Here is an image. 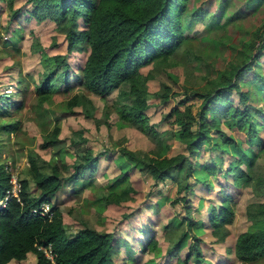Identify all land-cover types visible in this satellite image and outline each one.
<instances>
[{
    "label": "trees",
    "instance_id": "obj_1",
    "mask_svg": "<svg viewBox=\"0 0 264 264\" xmlns=\"http://www.w3.org/2000/svg\"><path fill=\"white\" fill-rule=\"evenodd\" d=\"M3 1L12 7L14 0ZM27 1L32 3L31 10L26 11L28 16L36 21L49 19L56 22L65 34L67 45V53H57L42 59L45 63L42 64L39 79L33 82L38 105L52 100L56 94L71 90L72 69L68 55L77 48L88 49L85 62L76 75L85 91L103 98L117 91V98L114 99L115 111L119 112L123 121L133 124L157 143L158 148L155 150H132L125 145L118 146L117 151L125 159L119 164L122 169L116 182L106 187L108 194L102 193L101 200L105 201H102L103 207L109 203L132 199V193L136 190L125 179L132 167L148 174L157 184L171 180L176 193L183 192L181 198L174 201H186L185 195L193 191L189 179L201 170L204 173L195 179L204 178L203 182L208 185L209 177L216 174L218 167L223 166L224 153H233L234 159L228 163L225 173L231 176L233 183L248 188L252 197L245 210L251 224L236 237L232 254L240 264H264V162L251 159L248 164L245 161L247 152L256 154L253 140L257 125L251 122V118L255 113L257 119H262L259 123H263V106L250 99V87L243 88L245 84L258 78L264 81L258 71L250 69L251 63L257 61L259 55L264 52V37L258 47L262 50L256 54H253V51L246 52L243 48L237 50L231 44L219 45L220 55L240 51L244 57L240 62L229 61L225 68L218 70L222 75L221 81L209 79L211 87L205 91L195 90L194 96L199 98L195 115L190 112L191 104H186V115L178 106L170 107L163 119L168 120L172 126L170 131L168 130L170 137L179 139L188 154L165 156L161 148L164 145L168 147L166 140L149 125L146 111L158 100L167 103L171 97L170 89L163 81L160 90L151 91L148 81L154 74L151 71L144 74L141 68L149 64L171 63L176 50L182 44L185 45L184 56L188 60L194 59L197 57L192 49L194 45L184 33V30L189 28V21L221 19L223 15H227L226 12L222 11L216 16L211 7L199 11L189 7L190 0ZM262 5L264 0H247L246 8L227 16L241 18L248 15L250 10L256 12ZM251 7H254V10ZM17 13L14 11L12 14ZM34 46H39L33 48L35 52L44 51L38 43L35 42ZM260 88L263 89L264 84ZM233 89L239 94L236 103L229 98ZM9 96L8 92L0 94V114L8 111L11 104ZM189 98L190 95L182 101ZM20 103L16 109L23 107V101ZM75 106H84L86 116L99 124L94 114L96 106L91 98L74 92L67 100L66 107L72 114H76L77 111L73 110ZM218 118L235 121L234 130L241 131L242 138L236 140L235 136L226 134L221 128L222 124L216 122ZM175 124L179 127L176 130L173 129ZM245 126H249V129L246 130ZM0 127L8 129L7 124H1ZM212 130H215V135ZM60 131L61 127L57 121L54 128L44 136L40 148H50L59 143ZM168 131L164 133L167 134ZM70 139L75 152L71 163L65 160L68 150L63 149L64 158L58 153V157L52 156L48 161L42 160L33 150L29 152L27 162L30 177L20 179L23 185V204L11 199L6 207L0 210V264L24 260L30 253L35 254L36 264H117L118 240L112 232L100 231L83 223V227L70 235L65 228L63 215L55 208V204H52V217L31 214L32 207L42 202L53 203V198L63 184L91 179L98 170L100 156H106L107 151H110L104 147L102 151L95 152L92 146L85 145L88 138L82 130L73 132ZM210 149H213L215 154L210 156L212 163L206 164L200 158L205 159L206 152ZM40 160L47 162L49 170L44 169ZM118 179H125L126 182L120 191L113 190L120 182ZM9 186V173L5 165H0V198L5 195ZM222 195L220 207L212 205V210L208 211L212 233L219 241H224L230 235L228 225L232 223L235 213L232 196ZM185 209L187 215L184 220L192 229L188 231L195 236L196 241L199 235L194 229L199 227V220L191 213V207L187 205ZM254 226L257 228L254 229ZM185 234L187 230H180L175 247L181 246V239ZM151 241L155 242L153 239ZM195 241L193 245L189 244L188 253L184 258H179L178 264H189L191 260L194 264L207 261L201 252V246ZM41 242L52 244L56 254L55 262L49 261L37 248V244ZM174 250L171 248L168 251L171 253Z\"/></svg>",
    "mask_w": 264,
    "mask_h": 264
},
{
    "label": "rangeland",
    "instance_id": "obj_2",
    "mask_svg": "<svg viewBox=\"0 0 264 264\" xmlns=\"http://www.w3.org/2000/svg\"><path fill=\"white\" fill-rule=\"evenodd\" d=\"M246 1L190 0L188 5L199 11L211 7L217 16L222 11L228 15L239 9L243 10L246 8ZM31 8L32 3L27 0H14L12 7L0 0V94L8 92L11 102L8 106V111L11 112L0 114V125H8V129L0 127V165L10 163L19 178H29L27 162L29 152L33 150L42 160L48 161L52 156L58 157V153L64 158L63 149L68 150L65 160L71 163L75 152L71 147L70 138L73 132L82 130L84 136L88 138L85 145L92 146L95 152L102 151L104 147L110 150L107 151L106 156H100L98 171L94 175L96 182L103 185L105 192L100 191L107 195L106 187L116 182L117 175L122 169L119 164L125 159L117 151L118 146L125 145L132 150H155L158 148L157 143L133 124L123 121L119 112L115 111L114 99L117 98V91L104 98L85 91L76 75L79 73L77 70L79 71L85 62L88 49L77 48L68 55L72 69L71 90L56 94L52 100L38 105L33 82L39 79L42 64L45 63L42 59L57 53H67V45L65 34L58 28L57 23L49 19L36 21L26 12ZM251 8L254 10V7ZM14 11L18 12L17 15L12 14ZM227 15H223L221 19L189 21V28H186L184 33L194 45L192 49L197 57H194L193 61L184 56L185 45L182 44L176 50L171 63L149 64L141 68L144 74L149 71L154 74L148 81L151 91L160 90L163 81L170 89L171 97L167 103L158 100L146 111L149 125H152L166 140L168 147L164 145L161 148L165 156L188 154L179 139L170 137L169 131L172 126L168 120L163 119L170 107L176 105L186 115V104H191L190 112L195 115L199 104V98L194 96L195 90L205 91L206 88L211 87L209 79L221 81L222 75L218 70L225 68L229 61L240 62L244 57L240 51L220 55L219 45L231 44L237 50L243 48L246 52L253 51V54L262 50L258 47L264 37V5L256 12L250 10L248 15L236 17L239 19L229 18ZM80 25L84 26L82 22ZM35 42L42 46L44 51L35 52L33 48L39 47L34 46ZM250 69L258 71V74L264 77V52L259 55L257 61L251 63ZM250 69L246 71L251 73ZM263 84L264 81L258 78L243 86L244 89L250 87L252 91L250 99L263 106L262 115H264V88L260 87ZM74 92L83 93L93 100L96 106L94 114L99 124L93 118L86 116L84 106H75L73 110L77 111L76 114H72L66 107L67 100ZM188 95L190 98L182 101ZM229 98L235 103L238 102L239 94L235 89ZM21 101L23 107L16 109ZM251 120L257 125L253 140L256 154L251 155L247 152L245 161L249 164L251 159H256L257 162L263 163L264 122L260 124L262 119H257L255 113ZM57 121L61 127L59 143L50 148H40L44 136L54 128ZM216 122L222 124L221 128L226 134L235 136L236 140L242 138L241 131L234 130L235 121L218 118ZM178 128L175 124L173 129ZM244 128L248 130L249 126ZM166 131L167 134L164 133ZM211 132L215 135V130ZM212 150H208L205 159L200 158V160L206 164L212 163L210 156L215 154ZM234 152H236L235 148ZM223 157V166L218 167L216 174L209 177L208 185L203 182L204 178L195 179L204 173L201 170L189 179L193 191L185 195L186 201H174L176 198H181L183 192L176 193L171 180L157 184L148 174L132 167L125 178L136 190L132 193V199L120 203L113 202L102 209L98 208L96 203L93 204L96 198H100L99 191L85 190L83 201L79 194L78 197L73 196L71 191H63L61 187L51 204H55V208L61 211L65 228L70 235L82 227L83 223L97 230H106L115 234L120 248L116 257L117 264H178L179 258H184L188 253L189 244L193 245L195 241V236L188 231L192 229L184 220L187 215L185 207L188 205L200 224L194 232L199 235L195 243H199L201 252L207 260L201 264H240L232 254V250L238 234L246 231L251 224L245 210L252 194L249 193L248 188L233 183L231 176L225 173L228 163L234 159L233 153H224ZM42 160L39 162L45 170H49L47 162ZM125 179H118L120 182L113 187V190L120 191L122 185L126 183ZM222 194L232 196L235 213L232 223L228 225L230 235L224 241H219L212 233L208 211L209 209L211 211L213 206L220 207ZM253 228L256 229L257 226ZM180 230H187V234L181 239V246L175 247ZM152 239L155 242H152ZM157 246L159 250L156 249ZM171 248L175 250L170 253L168 250ZM34 256L31 255L24 263L15 260L10 264H35L36 259L35 261L32 259ZM189 264H194V261L191 260Z\"/></svg>",
    "mask_w": 264,
    "mask_h": 264
},
{
    "label": "built area",
    "instance_id": "obj_3",
    "mask_svg": "<svg viewBox=\"0 0 264 264\" xmlns=\"http://www.w3.org/2000/svg\"><path fill=\"white\" fill-rule=\"evenodd\" d=\"M5 168L9 173L10 186L6 190L5 195L2 198H0V210L5 208L11 199H16V201L23 204V199H22L23 185L20 180L21 178H19L17 172L13 170L10 163L6 164ZM53 213L54 211L52 208V204L49 202H42L40 205L31 208V214L33 215L52 217ZM37 248L44 253L45 257L49 261L55 262L56 254L53 250L51 243L41 242L37 244Z\"/></svg>",
    "mask_w": 264,
    "mask_h": 264
},
{
    "label": "crops",
    "instance_id": "obj_4",
    "mask_svg": "<svg viewBox=\"0 0 264 264\" xmlns=\"http://www.w3.org/2000/svg\"><path fill=\"white\" fill-rule=\"evenodd\" d=\"M98 171V170H97ZM96 174V173H95ZM94 174V175H95ZM93 175V177L91 178V179H82V180H78V181H75V182H72V183H69V184H66V185H64V186H62V190L63 191H71L70 193L71 194H73V196H77L78 197V194L82 197V199H83V201H84V197H85V195H84V193H85V190H87V189H91L92 191H99L100 192V198H96V200H94V202H93V204L94 203H96L95 205H97V207L98 208H102V209H104V207H103V205H102V201H104V200H101V198L103 197V195H102V192L100 191V190H102V191H104L103 190V185H101V184H99V183H97L96 182V178H95V176ZM59 191V190H58ZM58 191H57V193H58ZM62 191V192H63ZM61 192V193H62ZM105 192V191H104ZM61 195V194H60ZM56 196H57V194H56ZM55 196V197H56ZM55 197L53 198V201H54V199H55ZM58 200V199H57ZM109 204H112V203H109ZM109 204H107V205H109ZM106 205V206H107ZM86 224V223H85ZM84 225V224H83ZM88 225V224H87ZM83 227V226H82ZM81 228V227H80ZM100 231H106V230H100ZM109 232V231H108ZM114 237L115 238H117V236H115V234H114ZM117 240H118V238H117ZM147 247H148V245H147ZM158 247V246H157ZM127 249V248H126ZM149 249V248H148ZM156 249H160L159 247L158 248H156ZM128 250V249H127ZM131 250H132V248H131ZM143 250H145V248H143ZM119 251H120V248H119ZM31 255H35V254H29L28 255V257L26 258V259H28ZM118 255V254H117ZM117 257V256H116ZM26 259H24V260H21L20 262L21 263H24L25 261H26ZM32 259H33V261H35L34 259H36V256H34V257H32ZM14 261L15 260H12L11 262H9L8 264H10V263H14ZM35 264H36V262H35Z\"/></svg>",
    "mask_w": 264,
    "mask_h": 264
}]
</instances>
